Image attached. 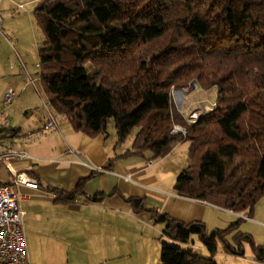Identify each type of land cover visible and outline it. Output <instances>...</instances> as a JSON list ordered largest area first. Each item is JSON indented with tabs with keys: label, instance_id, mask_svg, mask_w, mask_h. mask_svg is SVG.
Here are the masks:
<instances>
[{
	"label": "trees",
	"instance_id": "obj_1",
	"mask_svg": "<svg viewBox=\"0 0 264 264\" xmlns=\"http://www.w3.org/2000/svg\"><path fill=\"white\" fill-rule=\"evenodd\" d=\"M34 15L45 37L39 67L47 101L74 131L94 138L112 121L117 145L132 140L121 158L148 153L147 162L186 142L189 164L175 194L252 212L264 195V0H42ZM191 82L214 91L215 107L187 124L171 93ZM173 126L186 138L172 136ZM125 201L144 209L143 199ZM152 215L165 225L160 264H216L217 241L242 255L226 244L235 224L207 233L201 222ZM194 235L208 256L182 246Z\"/></svg>",
	"mask_w": 264,
	"mask_h": 264
},
{
	"label": "crops",
	"instance_id": "obj_2",
	"mask_svg": "<svg viewBox=\"0 0 264 264\" xmlns=\"http://www.w3.org/2000/svg\"><path fill=\"white\" fill-rule=\"evenodd\" d=\"M9 69L10 66L0 60V70ZM3 115L0 114V130L11 129L1 126L8 120V116ZM53 116L56 118L54 128H45L48 115L42 112L40 121H28L18 129H11V134H0V153L13 149L30 156V159L11 160L9 167L34 178L40 191L50 195L41 196L39 192L22 186L14 187L19 196H25L19 206L25 212L22 224L26 250L29 248L31 253L41 256L32 260L27 252L29 264H47L45 252L60 250L73 233L80 237V241L71 242L72 247H82L88 256L104 260L108 254H114L124 246L123 220L151 227L153 211L184 224L201 222L205 227L212 226L211 214L216 212H224L230 217L240 215L180 197L173 190L156 188L157 178L147 174L155 162L148 167V162L142 166L137 157L121 158L127 150L123 148L124 143L117 145L115 131L111 139L106 131L90 138L74 131L65 117L54 111ZM10 179L7 168L0 163V182L8 183ZM82 180L81 193L73 200L66 199L65 195ZM127 198L143 199L144 209L136 213L125 201ZM161 226L163 231L165 225ZM196 238L191 236V241L182 246L208 256L202 244L196 243ZM260 256L261 261L264 254Z\"/></svg>",
	"mask_w": 264,
	"mask_h": 264
},
{
	"label": "rangeland",
	"instance_id": "obj_3",
	"mask_svg": "<svg viewBox=\"0 0 264 264\" xmlns=\"http://www.w3.org/2000/svg\"><path fill=\"white\" fill-rule=\"evenodd\" d=\"M40 1L42 0H0V60H4L10 66L8 71L0 70V114L8 116V120L1 123L2 127L18 129L25 122L40 121L42 112L47 115L51 112L53 115L40 80L39 50L44 44L45 37L34 15L35 7ZM149 51L150 49H145V53ZM9 89L16 93V97L5 106L3 96ZM171 97L174 107L185 117V122L191 111L205 104H214L215 100L213 90L204 91L197 83L192 82L183 89L172 90ZM106 134L110 139L114 137L112 121L108 122ZM131 143V137L127 138L123 148L130 150ZM187 151L188 144L181 142L165 157L155 159V163L152 161L153 168L147 174L150 173L157 178L156 188L173 190L178 175L189 164ZM148 158L150 154L147 153L144 158L137 157V160L140 159L141 161H138L143 163L142 166H146ZM123 221L121 231L125 237L124 246L116 253L108 254L104 260L88 256L81 250L82 247L81 249L72 247L71 242L80 241V237L78 235L75 237L73 233L70 235L71 238L66 240L68 243L60 246V250H50L47 254L45 252V261L47 264H160L161 243L166 241L162 236L161 224L152 222L151 227H148L140 222L127 219ZM211 222L213 227H205L207 233L214 228L226 229L235 224L232 232L225 238L226 244L242 252L241 256L231 257L225 243L217 241L214 254L216 264L264 263V256L260 261L261 256L258 252V248L264 249V195L256 202L251 213L245 212L230 217L224 212H216L211 214ZM237 239L239 245L236 244ZM195 241L198 243L199 240L196 238ZM27 252L32 260L41 258L40 255L31 253L29 248ZM199 254L202 255V252Z\"/></svg>",
	"mask_w": 264,
	"mask_h": 264
},
{
	"label": "built area",
	"instance_id": "obj_4",
	"mask_svg": "<svg viewBox=\"0 0 264 264\" xmlns=\"http://www.w3.org/2000/svg\"><path fill=\"white\" fill-rule=\"evenodd\" d=\"M15 97L16 93L9 89L3 96V104L5 106L9 105ZM214 107L215 104H205L201 108H196L190 112L186 118V123L196 122L200 117L213 111ZM54 127H56V118L48 112V121L45 128ZM170 134L172 136L180 135L184 138L186 131L180 126H173ZM23 159H30V156L13 149H5L0 153V163L7 168L11 176L8 183L0 182V264H29L22 224L25 212L19 206V201L25 196H19L14 187L22 186L39 192L41 196H50L46 192L40 191L38 182L34 178L9 167L11 160ZM151 165V161L147 163L148 167Z\"/></svg>",
	"mask_w": 264,
	"mask_h": 264
}]
</instances>
